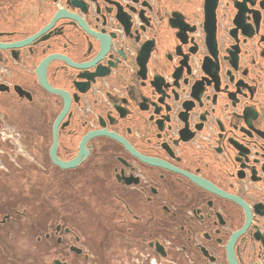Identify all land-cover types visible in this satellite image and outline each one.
Wrapping results in <instances>:
<instances>
[{"label":"flooded vegetation","instance_id":"obj_1","mask_svg":"<svg viewBox=\"0 0 264 264\" xmlns=\"http://www.w3.org/2000/svg\"><path fill=\"white\" fill-rule=\"evenodd\" d=\"M76 1L0 0V264H264V0Z\"/></svg>","mask_w":264,"mask_h":264},{"label":"water","instance_id":"obj_2","mask_svg":"<svg viewBox=\"0 0 264 264\" xmlns=\"http://www.w3.org/2000/svg\"><path fill=\"white\" fill-rule=\"evenodd\" d=\"M74 3L77 5H80V3L76 0H74ZM216 5H217V0H205V7H206V29L208 32V37L212 40H215V26H216V14H215V10H216ZM59 15V13H57L54 17V19ZM68 17L73 18L74 20L77 21V18L75 17V15H71V14H67ZM53 19V20H54ZM121 21L124 24H127V20L126 19H121ZM46 30V29H45ZM43 30V31H45ZM42 31V32H43ZM36 36H34L33 38H35ZM149 55V47L145 46L143 48V50L141 51V54L138 58L139 64L140 66H143L146 63V60L148 58ZM52 57H59V59L56 60H67L66 57H60V56H50L46 59H44L40 65L38 66V78L40 83L45 87V89H47L49 92H53L55 94H59V95H63L65 97V106L63 108V110L61 111V113L59 114L55 125H54V143L53 146L51 148V157L53 159V161L58 164L59 166H61L62 168H72L75 167L77 165H79L84 157V155H82L81 153L74 159L69 160V161H64L62 160L58 155H57V148H58V126L59 123L61 121V119L68 113L69 109H70V96L69 95H65L64 93H62L60 90H57L55 88H53V86L49 83L48 79L45 76V72L47 69V66L49 65L48 61L52 58ZM101 134H106L112 138H116L119 139L121 141H123L125 143V140L123 138H121L120 136H118L117 134L113 133V132H108L107 130H101V131H95V132H91L90 134H88L83 141L96 136V135H101ZM249 221V220H248ZM248 223V222H247ZM235 264V263H234Z\"/></svg>","mask_w":264,"mask_h":264},{"label":"rangeland","instance_id":"obj_3","mask_svg":"<svg viewBox=\"0 0 264 264\" xmlns=\"http://www.w3.org/2000/svg\"><path fill=\"white\" fill-rule=\"evenodd\" d=\"M165 5L167 6V8H169V10H173L176 7H178V8L184 9L185 11H187L189 13H192V15H195L197 12V9L194 7V4H189V1H185V3H182V4L167 1ZM160 49L162 51L161 47H160ZM129 62L134 64L135 61L133 60V58L130 57Z\"/></svg>","mask_w":264,"mask_h":264}]
</instances>
